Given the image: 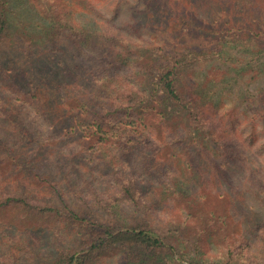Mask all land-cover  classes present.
Wrapping results in <instances>:
<instances>
[{"label": "trees", "instance_id": "1", "mask_svg": "<svg viewBox=\"0 0 264 264\" xmlns=\"http://www.w3.org/2000/svg\"><path fill=\"white\" fill-rule=\"evenodd\" d=\"M99 11L95 0H0V264H170L189 231L188 264H264L254 243L234 248L245 229L214 206V194L233 201L262 181L263 113L233 116L202 79H181L201 50L146 83L159 19ZM243 12L244 34L219 31L215 56L237 59L239 42L264 50L252 41L259 17ZM173 209L187 211L181 224Z\"/></svg>", "mask_w": 264, "mask_h": 264}, {"label": "rangeland", "instance_id": "2", "mask_svg": "<svg viewBox=\"0 0 264 264\" xmlns=\"http://www.w3.org/2000/svg\"><path fill=\"white\" fill-rule=\"evenodd\" d=\"M98 5L100 18L103 22L105 19L112 18V22L121 23L125 18H129V14L139 17L140 14L149 13L153 16L154 21L157 19L158 23L151 25L153 37L151 39L152 50L150 51L149 61L146 67V83L159 78L160 72L166 64H174L176 57L185 59L189 48L201 50V54L197 56V61H185L184 67L181 68V79L193 77L196 81L201 80L207 83L206 91H209L217 97V103L220 107H227L226 113L235 116L238 112L244 114L245 109H252L257 113H263L264 123V50L258 51L253 54V46H250L248 51L245 49V44L238 43L234 45L235 48L231 49V53L237 59L227 58V55L219 57L215 56L220 35L218 32L228 33L229 29H233L232 33H241L239 26L246 22L244 10L249 9L250 16L259 17V26L257 28L264 29V0H95ZM118 6V15L112 12V9ZM15 14L22 18L21 5L15 6ZM186 14L185 17H183ZM181 17V18H180ZM183 17V18H182ZM194 22V25H189V18ZM17 19V20H18ZM100 19V21H101ZM153 22V21H150ZM149 22V23H150ZM159 23H161L159 25ZM258 23V22H257ZM238 24V25H237ZM235 25V26H233ZM211 31H207L206 29ZM236 28V30H234ZM214 29V30H213ZM244 34V33H243ZM237 36L236 38H241ZM249 34V31L247 32ZM252 34V33H251ZM255 46L264 47V35L262 37H254L252 39ZM255 47V49H258ZM106 48V47H105ZM245 60L251 61L248 65L244 66ZM202 76V77H201ZM179 77V79H180ZM180 79V80H181ZM242 114H237L242 117ZM239 124V120L232 117ZM261 136V133L254 132L253 136L256 138ZM259 154L263 160L264 167V140L263 137L258 142ZM243 174V173H242ZM237 175V174H236ZM242 176V175H241ZM240 176V177H241ZM239 177V175H238ZM236 178V177H234ZM238 180H233L231 183L232 189L237 192L236 187ZM252 183V182H251ZM252 192L244 193L245 196L239 195L235 200L231 201L214 194L216 210H227L232 214L230 226L245 229L244 234H240L237 239L239 241L233 244L234 248L241 247L249 244L253 246L255 257L264 260V229L260 232V228H264V195L257 194V186L264 189V175L262 181L254 182ZM262 194V193H261ZM204 201V200H201ZM206 206L203 210H210V204L206 200ZM164 206V205H163ZM170 204H167L164 210H169ZM194 212L193 218L196 219L200 216L201 209L190 208ZM174 214L181 218L178 223L181 224L183 218L182 214L187 216L185 210H174ZM191 211V212H192ZM166 212H164L165 214ZM223 221L221 219L213 220L211 228L215 226L218 234L225 231L223 228ZM190 231L187 233L188 237H182L179 253L175 258L169 257L170 264H188L193 262L191 256L186 252V246L192 245L193 237ZM249 235L253 238L250 239ZM258 241L261 243L258 244ZM234 242V241H233ZM260 251H257L256 246ZM186 245V246H185ZM236 250V249H235ZM242 249L239 248V251ZM238 249L236 252H239ZM210 253L215 257L216 251L212 250L205 254L206 258L210 259ZM245 255V253H243ZM3 259H0V262Z\"/></svg>", "mask_w": 264, "mask_h": 264}]
</instances>
